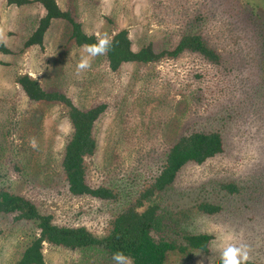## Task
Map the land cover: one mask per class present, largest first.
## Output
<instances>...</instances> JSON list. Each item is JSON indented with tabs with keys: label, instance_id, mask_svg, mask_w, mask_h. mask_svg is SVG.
<instances>
[{
	"label": "rangeland",
	"instance_id": "rangeland-1",
	"mask_svg": "<svg viewBox=\"0 0 264 264\" xmlns=\"http://www.w3.org/2000/svg\"><path fill=\"white\" fill-rule=\"evenodd\" d=\"M56 1L61 9L73 13L84 32L98 37L127 29L133 50L151 45L157 53L175 43L176 32L191 18L209 12L205 37L232 63L225 72L205 65L195 56L183 55L176 61L154 65L126 64L117 73H110L98 56L89 70L77 75L81 47L68 43L70 29L65 23L52 24L44 39L43 52L35 47L19 55L43 11L34 6L6 7L5 0H0V29L4 30L6 46L13 52L0 55V153L14 114L20 127L22 140L18 145L25 157L23 167L30 180L27 186L21 179L8 177L5 184L12 191L25 192L41 202L57 222L81 224L102 234L108 220L127 205L131 192L138 189L152 166L161 161L168 145L184 127L213 122L223 112L219 103L225 105L227 112L226 107L236 102L239 95L260 88L254 60L258 48L247 35L244 20L233 9L231 0ZM17 73L29 74L47 90L66 92L79 107L86 108L98 101L109 104L96 126L98 149L88 160V178L93 185L124 190L126 198L116 204H102L73 199L67 194L59 166L71 133L68 120L59 105L29 103L14 83ZM261 128H247L243 139L233 138L235 145L229 144L226 157L204 168L189 169L184 179H199L215 172L232 174L248 168L258 158L257 136ZM201 225L214 234L215 243L210 256L198 257L199 264H213L214 259L221 257L226 243L247 245L246 264L264 262V228L224 219H204ZM0 227L4 230L0 236V264H14L29 225L0 218ZM45 261V264H116L96 252L82 256L56 248H46Z\"/></svg>",
	"mask_w": 264,
	"mask_h": 264
},
{
	"label": "trees",
	"instance_id": "trees-1",
	"mask_svg": "<svg viewBox=\"0 0 264 264\" xmlns=\"http://www.w3.org/2000/svg\"><path fill=\"white\" fill-rule=\"evenodd\" d=\"M231 4L244 20L247 35L256 42L258 50L254 60L260 88L239 95L236 102L226 107L227 112L225 105L219 103L223 112L213 122L184 127L168 145L161 161L152 166L138 189L131 192L127 205L108 220L102 234L81 224L57 222L55 215L41 202L25 192L16 193L5 184L8 177H13L30 185L23 167L24 153L18 145L22 140L19 122L14 114L10 117L0 153V218L29 225L14 264H45L46 248L82 256L96 252L112 262H115L113 254L122 251L131 257L133 264H199L198 257L210 256L215 243L214 234L203 229L202 220H235L264 228V101H260L264 99V0H231ZM5 5L34 6L43 11L24 40L19 55L35 47L43 52L45 36L57 21L69 27L68 43L76 47L97 40L94 34L85 35L73 13L61 9L56 0H5ZM209 15L205 12L191 18L176 32L175 43L158 53L151 45L133 50L128 30L121 29L110 36L113 50L100 57L110 73H117L126 64L154 65L166 60L176 61L183 55L195 56L213 69L228 72L232 63L205 37L204 27ZM12 54L5 43H0V55ZM14 83L29 103L59 105L68 120L71 133L59 166L67 194L73 199L102 204H116L126 198L124 190L93 185L88 178V160L98 149L96 126L109 104L98 101L86 108L79 107L66 92L47 90L27 73H17ZM251 127H262L257 136L258 158L254 164L232 174L215 172L199 179H184L189 169L204 168L224 157L229 144L234 147V139H243L244 132ZM3 235L0 227L1 238ZM213 264H221V257L214 259Z\"/></svg>",
	"mask_w": 264,
	"mask_h": 264
},
{
	"label": "clouds",
	"instance_id": "clouds-1",
	"mask_svg": "<svg viewBox=\"0 0 264 264\" xmlns=\"http://www.w3.org/2000/svg\"><path fill=\"white\" fill-rule=\"evenodd\" d=\"M85 35H88L85 32ZM6 37L4 30L0 29V43H5ZM114 47L113 39L107 33L98 36L95 43L81 45V55L76 64V73L80 75L92 67L93 60L98 56H104L112 51ZM35 147V143L33 142ZM231 239V237H227ZM113 260L116 264H133L131 257L126 256L122 251L113 254ZM249 260V251L247 245H236L226 243L221 250V264H246Z\"/></svg>",
	"mask_w": 264,
	"mask_h": 264
}]
</instances>
